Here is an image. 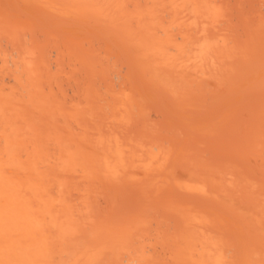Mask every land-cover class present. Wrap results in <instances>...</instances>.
<instances>
[{"label": "bare ground", "instance_id": "obj_1", "mask_svg": "<svg viewBox=\"0 0 264 264\" xmlns=\"http://www.w3.org/2000/svg\"><path fill=\"white\" fill-rule=\"evenodd\" d=\"M0 264H264V0H0Z\"/></svg>", "mask_w": 264, "mask_h": 264}]
</instances>
